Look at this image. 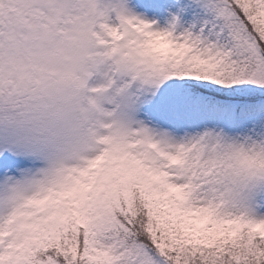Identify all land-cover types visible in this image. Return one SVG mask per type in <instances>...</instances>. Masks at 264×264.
Wrapping results in <instances>:
<instances>
[{
  "label": "snow or ice",
  "instance_id": "6c2138e0",
  "mask_svg": "<svg viewBox=\"0 0 264 264\" xmlns=\"http://www.w3.org/2000/svg\"><path fill=\"white\" fill-rule=\"evenodd\" d=\"M140 6L0 0V264H264V0Z\"/></svg>",
  "mask_w": 264,
  "mask_h": 264
},
{
  "label": "rangeland",
  "instance_id": "374dc122",
  "mask_svg": "<svg viewBox=\"0 0 264 264\" xmlns=\"http://www.w3.org/2000/svg\"><path fill=\"white\" fill-rule=\"evenodd\" d=\"M165 3L167 2H173V0H164ZM128 4L130 7H133L136 12H143L144 9L140 6L142 4V0H128ZM170 10L167 8L162 9L154 18L158 21L160 24H164L166 19L168 18V12ZM148 15H151L148 13ZM89 84L94 86V78L89 80Z\"/></svg>",
  "mask_w": 264,
  "mask_h": 264
},
{
  "label": "clouds",
  "instance_id": "9594fccd",
  "mask_svg": "<svg viewBox=\"0 0 264 264\" xmlns=\"http://www.w3.org/2000/svg\"><path fill=\"white\" fill-rule=\"evenodd\" d=\"M81 71H82L83 73H85V74L87 75V77H88V79H86V80L84 81L82 91H84V92H88V91H90V88H89V80H90V79H93V76H92V73H91V72H88L87 69L84 68L83 66L81 67ZM71 75H72V77H73L74 79L76 78L74 73L71 74ZM85 99L87 100V96H85ZM89 106H90V105H89Z\"/></svg>",
  "mask_w": 264,
  "mask_h": 264
}]
</instances>
